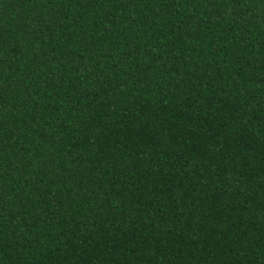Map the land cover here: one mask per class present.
<instances>
[{
	"label": "trees",
	"instance_id": "trees-1",
	"mask_svg": "<svg viewBox=\"0 0 264 264\" xmlns=\"http://www.w3.org/2000/svg\"><path fill=\"white\" fill-rule=\"evenodd\" d=\"M0 264H264V0H0Z\"/></svg>",
	"mask_w": 264,
	"mask_h": 264
}]
</instances>
